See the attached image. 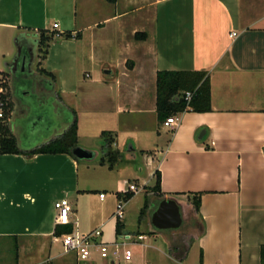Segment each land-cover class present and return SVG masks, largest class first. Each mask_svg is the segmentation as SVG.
<instances>
[{
  "label": "crops",
  "instance_id": "crops-1",
  "mask_svg": "<svg viewBox=\"0 0 264 264\" xmlns=\"http://www.w3.org/2000/svg\"><path fill=\"white\" fill-rule=\"evenodd\" d=\"M40 30L79 38L55 36L41 59ZM136 33L146 39L136 40ZM2 58L14 104L8 126L20 149L39 145L20 146L10 127L25 106L15 101L12 77L44 80L45 90L34 87L41 110L52 97L43 69L55 77L60 102L50 105L63 119L44 143L67 130L73 111L77 146L94 157L0 155V264H78L54 235L65 227L55 224L53 205L61 199L68 201L71 233L100 230L95 243L114 248L109 262L97 261L107 253L102 258L94 249L80 264H182L191 250L197 264L200 254L201 264H261L264 0H0ZM163 70L207 72L211 110L181 113L176 127L164 128L156 114V74ZM103 131L113 134L119 153L112 170L99 164ZM156 170L162 198L149 191ZM131 184L137 191L117 220L116 206ZM197 193L198 212L187 197ZM161 199L180 205L185 232L127 231L128 214H139L145 200L152 211ZM117 222L124 226L119 235ZM127 246L132 253L120 252Z\"/></svg>",
  "mask_w": 264,
  "mask_h": 264
},
{
  "label": "trees",
  "instance_id": "trees-1",
  "mask_svg": "<svg viewBox=\"0 0 264 264\" xmlns=\"http://www.w3.org/2000/svg\"><path fill=\"white\" fill-rule=\"evenodd\" d=\"M113 3L115 0H108ZM56 36L53 32L47 30H40L38 37V52L40 58L43 59L50 43ZM63 39H78L79 36H72L70 32L59 34ZM134 38L136 40H145L146 34L136 33ZM38 73L49 80L52 90V97L50 100L59 104L60 99L53 86L55 85V77L43 69H38ZM17 86L26 90L25 85L17 82ZM16 91V85H15ZM186 93H190L191 97L186 99ZM22 91L20 92L21 97ZM47 105V106H48ZM14 104L12 101V94L10 89V76L6 72H0V110L2 116L0 117V155H59L66 154L73 157L71 150L77 146V119L76 114L71 112V122L67 130L57 138L41 144L29 151H23L17 144L16 138L11 133L8 126L9 120L13 112ZM49 108V107H47ZM47 108H42V112H46ZM39 110V111H41ZM211 110L210 106V79L205 71H158L156 74V114L158 121L162 124L167 118L171 116H178L184 112L206 113ZM100 136L104 140L105 152L99 159L100 165H107L109 170H112L119 158V153L112 150L114 143L113 134L108 131L101 132ZM264 151V149H263ZM76 159V158H74ZM155 183L152 188H149L157 198H162L164 195L160 190V173L158 170L154 172ZM118 195V194H117ZM119 197V195H118ZM133 197L132 192L123 194V200L128 201ZM190 204L194 210L198 212L201 201V194H188ZM148 201L145 200L142 209L139 212L138 222H141L148 209ZM124 226L117 222L116 233L119 235ZM69 227L56 228L55 236L60 237L64 234H70ZM260 263L264 264V245L260 247ZM202 262L201 254L199 256V264Z\"/></svg>",
  "mask_w": 264,
  "mask_h": 264
},
{
  "label": "rangeland",
  "instance_id": "rangeland-1",
  "mask_svg": "<svg viewBox=\"0 0 264 264\" xmlns=\"http://www.w3.org/2000/svg\"><path fill=\"white\" fill-rule=\"evenodd\" d=\"M3 59L4 58L0 59V69L2 67ZM15 78L17 79V77ZM14 83L16 85L15 96L19 98L20 92L21 91L23 92L24 90L21 87L17 86L15 79H14ZM30 90L31 88H26L25 91H30ZM21 107H22L21 110L24 111V115L21 118L16 119L13 123L10 124V127L12 128L13 131L17 129L14 132L17 133L18 135L20 146L30 147V146L40 145L44 143V141L50 139L54 131H58L61 128L63 119L58 118V116H56L55 113L52 112L53 108L51 105H49V108H47L46 110L47 114L45 112L39 111L36 104L34 105L32 104L30 108H26L23 105ZM102 149L100 150V152L97 151L98 153H100V155H102V153L105 151ZM137 165L143 169L142 165H139V163ZM144 171H143V175L146 174V172ZM126 175H127L126 176L127 180L133 181V177L131 176V174L127 173ZM139 195L142 196L141 194ZM138 219H139V214H134L133 212L128 214V217L126 220L127 231H129L131 234H134V235H137L136 234L137 231H140L144 233V235L150 236L148 231H150L152 227L150 225V213L148 209L146 211V219H142V222H138ZM185 226L186 225L184 224L182 229ZM182 229L176 230L175 232L181 233L179 231ZM169 232H174V231H169ZM125 249H128L132 253V249L130 246L123 248L120 252L124 251ZM113 250L114 248H109L108 251L106 252L107 258L98 259L97 261L109 262L111 259L114 258V255L112 253ZM118 258L122 262L121 253ZM165 262L168 264H172L167 259ZM182 264H197V253H195V250L189 251L186 260Z\"/></svg>",
  "mask_w": 264,
  "mask_h": 264
},
{
  "label": "built area",
  "instance_id": "built-area-1",
  "mask_svg": "<svg viewBox=\"0 0 264 264\" xmlns=\"http://www.w3.org/2000/svg\"><path fill=\"white\" fill-rule=\"evenodd\" d=\"M57 25L54 24V28ZM59 34H56L58 36ZM234 34H232L233 36ZM191 97L190 93H186V99ZM2 116L0 110V117ZM178 116H171L167 118L162 126L164 128H173L178 124ZM137 191L134 185H128V188L124 193L132 192L135 193ZM104 195L101 194L100 198H103ZM54 210H55V224L58 226H68L70 221V208L68 205V201L66 199H61L59 201L54 202ZM124 216V200H120L116 206V211L114 217L117 220H121ZM101 237L100 230H95L91 233L87 234H79V233H70L61 235L60 240L61 244L64 247L65 251L68 253H72L75 256L76 262L78 264L88 261L92 256V251L94 249L100 250V256L102 258L106 257V248L102 242L98 241L95 243L97 238ZM145 236H137L138 241H144ZM129 254L128 252L126 253Z\"/></svg>",
  "mask_w": 264,
  "mask_h": 264
},
{
  "label": "water",
  "instance_id": "water-1",
  "mask_svg": "<svg viewBox=\"0 0 264 264\" xmlns=\"http://www.w3.org/2000/svg\"><path fill=\"white\" fill-rule=\"evenodd\" d=\"M16 58H13L14 61ZM202 131L198 140L202 139ZM71 154L77 160H90L94 157L92 151L76 146L71 150ZM150 225L153 232L176 231L183 227L184 217L180 205L173 199H161L154 204V209L150 211Z\"/></svg>",
  "mask_w": 264,
  "mask_h": 264
},
{
  "label": "flooded vegetation",
  "instance_id": "flooded-vegetation-1",
  "mask_svg": "<svg viewBox=\"0 0 264 264\" xmlns=\"http://www.w3.org/2000/svg\"><path fill=\"white\" fill-rule=\"evenodd\" d=\"M17 77V79L15 78ZM13 81L15 79L16 83L17 82H20L21 84L25 85L26 88H31L30 91H28V94L25 98H16L15 101L16 103H22L24 104L25 106H27V108H30V106H32V104H37V94H36V89L37 88H34L36 86L40 87L39 88V91L40 90H45L43 87V85L45 84L44 80H42L41 78H39L38 76H35L33 74H29V75H25V76H13L12 77ZM38 91V92H39ZM44 92V91H43ZM187 226L188 224H186V226L182 229V227L180 229L179 232H185L187 230Z\"/></svg>",
  "mask_w": 264,
  "mask_h": 264
}]
</instances>
